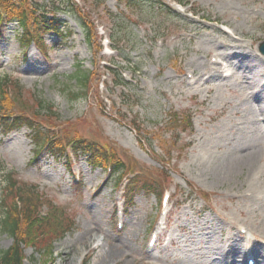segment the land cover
Returning a JSON list of instances; mask_svg holds the SVG:
<instances>
[{
  "label": "rangeland",
  "instance_id": "rangeland-1",
  "mask_svg": "<svg viewBox=\"0 0 264 264\" xmlns=\"http://www.w3.org/2000/svg\"><path fill=\"white\" fill-rule=\"evenodd\" d=\"M36 1L50 9L63 0ZM73 1L86 14L89 42L77 18L60 9L52 11L64 37L40 39L46 55L32 46L23 53L16 23L0 26V79L19 82L23 104L10 103L4 114L26 117L42 100L57 117L32 118L48 128L55 147L63 139L66 146L92 142L100 157L123 163L125 174L122 180L107 176L106 163L97 159L102 169H93L69 148L67 158L45 151L34 157L24 127L7 134L0 129V198L4 175L11 173L37 188L44 230L60 232L40 240L50 243L44 252L19 247L23 264H206L218 258L221 234L223 240L240 236L235 241L244 246L255 238L263 245L252 232L264 226V159L249 176L222 179L217 168L230 149L264 141L263 117L256 123L257 103L243 90L250 80L238 69L257 76L254 89L264 91V58L257 52L264 0ZM110 61L128 86L115 89L117 79L104 76ZM215 62L223 72L207 82V66ZM82 74H91L84 98L76 81ZM135 175L155 182L161 198L137 194L123 206V185ZM67 222L71 231L61 233L56 227ZM240 227L251 234L239 233ZM153 231L159 240L149 248ZM12 246L0 229V255ZM240 260L246 263L243 255Z\"/></svg>",
  "mask_w": 264,
  "mask_h": 264
},
{
  "label": "trees",
  "instance_id": "trees-1",
  "mask_svg": "<svg viewBox=\"0 0 264 264\" xmlns=\"http://www.w3.org/2000/svg\"><path fill=\"white\" fill-rule=\"evenodd\" d=\"M79 1L85 2L87 0ZM97 1L99 5H101L103 0ZM130 1L142 2V0ZM59 4L60 7L54 8L55 6H53L49 9V7L39 5L35 0H0V24L3 20L16 23L20 31L18 33V39L23 53H26L27 49L32 45H34L37 50L45 52V48L40 41L41 35L55 32V34L57 33L62 38L64 37L63 32H60L59 25L56 24L53 19L48 21V15H55L53 11H59L60 9V11L62 10L77 18L86 40L88 42L91 41L88 27L83 23L86 14L84 12L82 15L79 14L81 10L78 11L76 3L73 0H63ZM64 4L66 6L65 8L63 6ZM111 40L113 42L114 38L112 37ZM117 69L118 67L112 63L106 67V73L110 77L117 79V82L114 83V87L123 88L128 86L129 84L124 81L121 73L117 71ZM113 71L116 72L115 75L112 74L114 73ZM90 76L91 74H82L80 79L76 78V81L80 84L78 91L83 98L87 95V85L90 81ZM20 87L18 81H13L9 77L0 79V129L4 130L5 134L14 128L24 127L29 133L28 138L30 142L34 146V157H37L43 151L51 154V156H55L57 159L62 156L67 157L66 150L69 148L72 153L85 156L88 164L92 168H101L99 164H96L97 159L106 163L104 165L109 167L112 177L115 179H119L125 174V165L123 163L117 161L112 162L113 158L109 155L100 157L102 154H98V151L93 148L94 144L92 142H85L84 140L77 139L66 146V144L64 145L63 139L62 147H55L53 143L54 137L47 132L48 128L44 125L37 124L32 118L34 114H37L42 119L46 117L48 119L57 117L55 109L42 100L38 101L35 109L30 110L26 117H15V119L9 120L11 119L9 117L12 115L6 116L4 112L8 109L10 103L23 107ZM78 99V96H74L73 98V100ZM187 122L190 123L189 118ZM55 139L56 141H61V139L57 137H55ZM2 185V196L0 198V229L3 233L12 238L14 246L0 255V264H23L22 250L19 249V247L28 244V246L33 247L36 252H44L50 247V243L42 245V241L48 240V238L52 236H58L60 232L57 229L52 230V228L44 230L46 227V224H43L45 218L38 220L40 214H37L36 210L41 202L37 194V188L35 189L32 186L27 187L25 184L17 182L15 176L11 173L4 175ZM127 193L131 197L146 193L157 197L161 195L158 185L155 182L141 181L137 177L128 185ZM9 197L12 203L7 205L6 201ZM56 228L60 229L61 233L64 234L71 231L69 222L64 226L59 225Z\"/></svg>",
  "mask_w": 264,
  "mask_h": 264
},
{
  "label": "bare ground",
  "instance_id": "bare-ground-1",
  "mask_svg": "<svg viewBox=\"0 0 264 264\" xmlns=\"http://www.w3.org/2000/svg\"><path fill=\"white\" fill-rule=\"evenodd\" d=\"M225 61L229 65H231L232 55H228L227 57H225ZM225 61H223L222 63L227 64ZM207 69L208 72L206 75H209V79L207 80V82H211L210 81L211 78L214 79L219 78L221 76V72H223L222 65L220 62H215L212 65H208ZM238 69L240 76L243 78V80L244 79L250 80L249 85L244 86L243 90L250 91V96L249 94H247V98L249 97V100H251L250 102H253L254 100V102L257 103L259 115L257 116L256 123L259 120L258 117L262 116L263 124H264V91L261 89L259 90L254 89L255 88L254 84L256 83V81H258V78L257 76H254L250 72H244L241 69V67H239ZM235 75L233 74V76ZM233 76L230 77L225 76L224 79H228ZM262 86H264V84ZM261 143L263 144L264 141H261L259 144H255L251 142L250 144L248 143L239 149H230L229 157L224 159V162H222L217 168L219 177L222 179H227L233 176H237L241 172L244 173V171L248 172V176H249L254 171V168L258 164V160L264 159V153H263L264 147H262ZM257 227L255 228L253 227L254 232H252V234L255 235L258 233L259 237L264 239V229H259V228H264V226H259L258 228ZM216 230H217V226H214L212 231L215 232ZM247 232L248 234H251V231H249L248 229ZM239 238L241 237L237 236L236 234L234 235L231 234L223 240L221 234L220 243H223V245L220 246L219 248H216L218 250V258L207 259L209 260V262H207L206 264H242L240 260L242 255L247 256L250 259H253L255 261V264H264V246L258 244L261 240L255 238L252 242V245L249 244V246H244L242 243L235 241Z\"/></svg>",
  "mask_w": 264,
  "mask_h": 264
},
{
  "label": "water",
  "instance_id": "water-1",
  "mask_svg": "<svg viewBox=\"0 0 264 264\" xmlns=\"http://www.w3.org/2000/svg\"><path fill=\"white\" fill-rule=\"evenodd\" d=\"M258 53L264 57V42L260 43L257 47Z\"/></svg>",
  "mask_w": 264,
  "mask_h": 264
}]
</instances>
